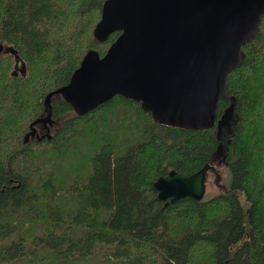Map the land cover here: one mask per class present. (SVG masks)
<instances>
[{"label": "trees", "instance_id": "obj_1", "mask_svg": "<svg viewBox=\"0 0 264 264\" xmlns=\"http://www.w3.org/2000/svg\"><path fill=\"white\" fill-rule=\"evenodd\" d=\"M105 0H0V264H264V17L227 83L239 121L224 187L158 197L154 181L214 160L216 126L155 122L116 94L78 114L61 94L90 49ZM228 105L220 100L218 115ZM35 135L24 141L26 133Z\"/></svg>", "mask_w": 264, "mask_h": 264}, {"label": "water", "instance_id": "obj_2", "mask_svg": "<svg viewBox=\"0 0 264 264\" xmlns=\"http://www.w3.org/2000/svg\"><path fill=\"white\" fill-rule=\"evenodd\" d=\"M263 17L264 0H105L93 34L99 41L119 35L103 55L88 50L68 83L47 94L44 120L52 121L54 94L78 114L120 94L140 101L155 122L194 130L216 126L214 160L190 174L171 169L154 181L162 200H201L211 173L225 188L216 164L226 163L240 116L227 78L244 61L243 46L255 39ZM1 53L14 54L18 67L16 48L0 41ZM220 100L228 105L219 116ZM32 135L33 129L24 141Z\"/></svg>", "mask_w": 264, "mask_h": 264}, {"label": "rangeland", "instance_id": "obj_3", "mask_svg": "<svg viewBox=\"0 0 264 264\" xmlns=\"http://www.w3.org/2000/svg\"><path fill=\"white\" fill-rule=\"evenodd\" d=\"M20 64H22L21 59H19ZM45 118V117H44ZM43 122L48 126V128L53 126V122L51 121H45L43 119ZM215 174H210V179L207 183V189H206V194L205 196H211L214 194H217L221 189L218 187V185L216 184V182L214 181L215 178ZM225 180H223V178L221 177V182L224 183Z\"/></svg>", "mask_w": 264, "mask_h": 264}, {"label": "flooded vegetation", "instance_id": "obj_4", "mask_svg": "<svg viewBox=\"0 0 264 264\" xmlns=\"http://www.w3.org/2000/svg\"><path fill=\"white\" fill-rule=\"evenodd\" d=\"M15 56V55H14ZM15 62H16V59H15ZM22 62V61H21ZM16 64V63H15ZM15 64H14V72L17 74V73H19V72H22V70L24 71V66H23V62H22V64H20V62H19V64H18V67H15ZM221 183V182H220ZM220 187V186H219Z\"/></svg>", "mask_w": 264, "mask_h": 264}, {"label": "bare ground", "instance_id": "obj_5", "mask_svg": "<svg viewBox=\"0 0 264 264\" xmlns=\"http://www.w3.org/2000/svg\"><path fill=\"white\" fill-rule=\"evenodd\" d=\"M237 68V67H236ZM233 71V70H232Z\"/></svg>", "mask_w": 264, "mask_h": 264}]
</instances>
